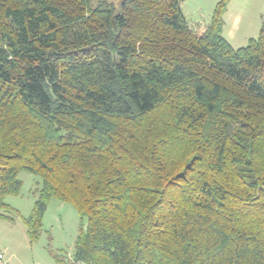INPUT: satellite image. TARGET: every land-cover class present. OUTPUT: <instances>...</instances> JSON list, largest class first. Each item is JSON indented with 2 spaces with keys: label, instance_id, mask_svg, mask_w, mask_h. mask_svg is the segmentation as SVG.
Instances as JSON below:
<instances>
[{
  "label": "trees",
  "instance_id": "1",
  "mask_svg": "<svg viewBox=\"0 0 264 264\" xmlns=\"http://www.w3.org/2000/svg\"><path fill=\"white\" fill-rule=\"evenodd\" d=\"M0 0V218L34 243L52 199L81 219L64 264H264V25L234 48L222 0ZM64 259V260H63Z\"/></svg>",
  "mask_w": 264,
  "mask_h": 264
},
{
  "label": "rangeland",
  "instance_id": "2",
  "mask_svg": "<svg viewBox=\"0 0 264 264\" xmlns=\"http://www.w3.org/2000/svg\"><path fill=\"white\" fill-rule=\"evenodd\" d=\"M92 1L96 4L100 0ZM221 1L184 0L182 11L189 26L195 30L208 27ZM223 19L222 36L234 48L246 46L251 38L259 36L264 25V0H230ZM19 179L23 183L21 192L18 195H9L5 202L18 210L22 217L14 223L0 218L2 238L10 239L17 249L33 254L42 264L52 261L57 263L53 254L64 253L72 257L81 228V219L75 207L71 203L52 199L44 217L43 233L38 241L31 243L27 234H23L26 229L23 218L29 215L36 200V191L42 187V181L26 171L19 174Z\"/></svg>",
  "mask_w": 264,
  "mask_h": 264
},
{
  "label": "crops",
  "instance_id": "3",
  "mask_svg": "<svg viewBox=\"0 0 264 264\" xmlns=\"http://www.w3.org/2000/svg\"><path fill=\"white\" fill-rule=\"evenodd\" d=\"M5 220V219H4ZM24 230V229H23ZM26 230V229H25ZM23 232V234H27V231ZM28 236V235H27ZM29 238V237H28ZM30 240V239H29ZM18 248V247H17ZM16 246L10 241V239L5 240L0 235V249L6 254L8 260L12 264H42V262L35 256L30 255L29 252H24L22 249H17ZM25 248V247H23ZM64 254V253H63ZM67 258L65 259L68 261H72V257H68L67 254H65ZM56 260V259H55ZM64 260V259H63ZM55 262H48L43 264H64L63 262L57 261ZM82 264V263H81Z\"/></svg>",
  "mask_w": 264,
  "mask_h": 264
},
{
  "label": "built area",
  "instance_id": "4",
  "mask_svg": "<svg viewBox=\"0 0 264 264\" xmlns=\"http://www.w3.org/2000/svg\"><path fill=\"white\" fill-rule=\"evenodd\" d=\"M0 264H12L6 254L0 249Z\"/></svg>",
  "mask_w": 264,
  "mask_h": 264
}]
</instances>
